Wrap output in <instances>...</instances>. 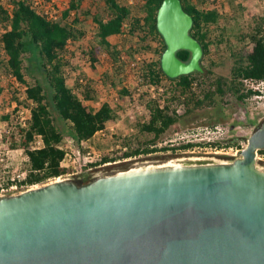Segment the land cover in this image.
<instances>
[{
    "label": "water",
    "instance_id": "obj_1",
    "mask_svg": "<svg viewBox=\"0 0 264 264\" xmlns=\"http://www.w3.org/2000/svg\"><path fill=\"white\" fill-rule=\"evenodd\" d=\"M193 22L181 0L159 8L170 78L204 71ZM262 150L264 119L231 162L186 160L0 195V264H264Z\"/></svg>",
    "mask_w": 264,
    "mask_h": 264
},
{
    "label": "trees",
    "instance_id": "obj_2",
    "mask_svg": "<svg viewBox=\"0 0 264 264\" xmlns=\"http://www.w3.org/2000/svg\"><path fill=\"white\" fill-rule=\"evenodd\" d=\"M34 1L0 0V80L3 74L15 78L26 87V99L34 104L28 126L19 129V139L14 136L10 143L12 149L22 148L29 156V174L22 184L26 189L72 171L60 167L64 152L57 146L66 136L79 142L89 141L122 115V108L114 111L106 102L95 108L97 93L93 81L83 79L85 84H81L82 78H78L76 87L70 84V75L78 72L73 62L75 49L89 57L94 72L95 64L101 63L103 57L116 75L136 61V54L152 53V61L138 62L137 68L145 81L164 87L165 103L161 105L159 99L147 102L149 116L138 123L135 143L132 137H125L122 142L125 150L104 157L100 164L189 149L193 144L160 145L172 128L199 111L229 109L230 105L238 109L254 94L245 91L244 79L264 80V18L253 19L252 27H239L229 37L227 24H222L218 11L207 10L208 0H181L184 10L193 17L191 35L203 48L204 71L173 79L164 73L161 64L166 44L157 28V14L164 0H134V6L128 0H103V11L98 7L84 10L86 0H61L67 1L68 7L57 19L39 14ZM89 26L94 30V42L83 49ZM125 35L137 39V48L131 53L124 45L110 40L112 36ZM233 37L241 46L231 44ZM177 56L188 62L191 53L179 51ZM28 57L35 60L43 80L26 82ZM227 59L229 73L217 74L216 70ZM103 81L117 90L121 99L129 93L124 87L119 89L121 80L113 81L109 73L103 75ZM4 92L0 84V97ZM11 97L19 100L18 92L12 90ZM232 98L237 100L235 104ZM177 105H184L183 116L177 114L174 108ZM0 118L9 122L11 116L2 114ZM35 136L43 138L44 148L31 149ZM259 154L264 155V150Z\"/></svg>",
    "mask_w": 264,
    "mask_h": 264
},
{
    "label": "built area",
    "instance_id": "obj_3",
    "mask_svg": "<svg viewBox=\"0 0 264 264\" xmlns=\"http://www.w3.org/2000/svg\"><path fill=\"white\" fill-rule=\"evenodd\" d=\"M128 2L134 6V0H128ZM224 0H208L206 7L207 10L215 9L218 11L220 16L224 19L227 17V11L222 8ZM56 0H35L33 3L34 8L41 15L49 16L50 18L57 19L61 12L68 7V4H63V8H57L55 6ZM74 16V13L71 14ZM142 56L135 55L136 61L130 65V69L126 70L127 80L123 82L122 87L128 90V94L121 99L118 91L113 90L110 85L104 83L103 80L99 81V84H94L95 91L101 94L100 100L96 102V106L101 103H108L114 111H118L120 108L123 109L122 115L119 120L111 123L106 129L98 132L93 139L89 141H77L71 136H66L64 140L58 144V148L64 152V158L61 161L60 167L63 169H70L71 172L61 175L60 177L50 179L51 180H65V179H79L84 180L88 175H93L92 178L101 176L102 172H106L113 165L120 161L107 162L98 165L95 163L102 161V154L94 150L92 147V141L96 136H106L107 134L114 135L115 127L119 126L125 121H129L131 126L122 135V142L125 137H132V141L135 143L134 136L138 131V123H143L149 116L147 109V102L150 99H159V103L163 105L165 98L162 97L164 87H158L145 79L139 73L137 68L138 62L147 61L150 62L154 58L152 53H142ZM89 58L88 56H86ZM143 58V59H142ZM78 73V72H77ZM75 73V75H77ZM74 74V73H72ZM133 82H131V80ZM81 84H85L83 79H80ZM245 91H253L254 94L249 100H257L262 102L264 107V80L244 79L243 80ZM120 89V88H119ZM110 93V94H109ZM109 94V99H108ZM103 96V97H102ZM231 101H237L232 98ZM130 106V108H128ZM34 104L28 100L26 105H13L11 109L7 108V113L11 112V119L9 122H4L0 127V140L4 135H11L12 128H8L10 125H14L15 128L24 129L28 126L29 121L32 118V109ZM179 116H182L185 112L184 105H177L174 107ZM241 108V112L245 113V109ZM7 128V129H6ZM244 128L241 124L233 126L229 123H220L208 126H198L184 130L176 134V137L170 140V144L166 143V146L175 147L185 144H193L189 149L182 151L186 154H205L204 157L197 159L213 160L217 162H231L239 158L242 151L247 147V139L241 136H235L234 131ZM3 141V140H2ZM1 141V142H2ZM45 144L41 136H35L31 142L30 147L32 150H39L44 148ZM0 144V163L5 160L13 159L16 161V165L13 170H4L0 172V195L5 194H18L25 191L26 186L22 185L28 177L29 169L24 168L25 165L29 164V156L26 151L22 148L10 149L3 148ZM125 150V148L123 147ZM16 157V160L14 159ZM133 158L124 159L125 162L132 161ZM183 161L181 159H172L162 165L169 164H180ZM13 165V164H12ZM134 168H129L126 171H130ZM100 170L101 173H95ZM124 171H118L114 174L121 173ZM54 181V182H55ZM37 187L33 185L28 187L26 190Z\"/></svg>",
    "mask_w": 264,
    "mask_h": 264
},
{
    "label": "rangeland",
    "instance_id": "obj_4",
    "mask_svg": "<svg viewBox=\"0 0 264 264\" xmlns=\"http://www.w3.org/2000/svg\"><path fill=\"white\" fill-rule=\"evenodd\" d=\"M65 3H67V1L56 0L55 6L57 8L58 7L63 8V4ZM95 7H98L100 11H103L104 8L103 0H86V2H84L82 6L84 10ZM222 8L227 11V17L224 19L222 18V24H227L226 35L229 37L230 35H232L230 33L237 32L239 27L245 29L248 27H252L253 19L264 18V0H224L222 4ZM89 28L90 29L88 31V36L82 42L83 49H86L90 44L94 42L93 40L94 30L90 26ZM231 40H232L231 44L233 46H238V47L241 46L239 42L236 40V38L233 37ZM111 41L113 44L124 45L130 53L131 50L137 48V39L127 35L114 37L111 39ZM153 46L155 47L156 45ZM71 49L73 50V48ZM215 52L216 50L214 49L213 53ZM138 55L142 56L141 54ZM225 61H226L225 64L216 70L217 74L227 75L229 73L230 61L228 59ZM73 62L78 71L77 75H75V73L70 75V84L73 87L77 86L76 82L78 81V78H82L84 80H90L93 81L94 84H99V81L103 80V75L105 73H109L113 81L118 82L119 79L121 80V83H118L119 85L118 87L121 88L123 82L127 80L126 70L130 69V65L132 64L130 63L125 68V71H123V73L116 75L113 73L111 69H109L108 65L103 61V57H101V63L95 64L97 71L94 72L91 69L90 59L85 56L82 50H78V49H75ZM26 66L28 68L27 76H26V82L28 84H33L37 79L43 80L41 74L37 69V64L33 58L31 57L27 58ZM133 80L134 79H132L131 82H133ZM0 84L5 88L4 94H2V96L0 97V116L2 114H10L11 116V112L7 113L6 110L7 108L11 109L13 105L28 104V100L26 99L25 96L26 87L20 84L15 78L7 74H3L1 75ZM12 90H16L18 92L19 100L12 99L11 97ZM109 94H108V99L110 98ZM100 97L101 94L97 93L96 102L100 100ZM96 102L94 103L95 108L97 107ZM232 103L235 104V101H232ZM240 107H243L245 109V113H242L243 111L241 112ZM128 108H130V106ZM234 109L235 108H233L232 105L229 106V109L227 108H220L219 110L207 109L204 111H199L185 118L180 124H178L169 131L167 137L164 140V143L160 145V147L166 146V143L170 144V140L174 139L177 133H180L184 130L196 128L198 126H208V125L210 126L220 123H229L233 126H237L234 125L235 124L234 122H238L239 124L242 123L244 128L240 130H235L233 134H235V136H241L242 138H248L255 130V128L259 125V123L264 119V107L262 106V102L257 100H249L243 103L242 105H240L238 109L235 110ZM4 122L6 121H2L0 118V126ZM110 125L112 124L110 123L108 126ZM130 126H131L130 122L125 121L124 123H121L119 126L115 127L116 132L114 135L107 134L104 137L100 135L96 136L94 141H92L91 143L92 147L98 153L100 152L102 154V159L106 156L112 155L114 152L118 150H124L121 139L124 132H126ZM8 128H12V133L9 136L4 135L3 136L4 138L2 139L3 141L0 140L2 150H4L3 148H7V147L12 149L10 147L12 137L15 136L17 137V139H19V133H18L19 129L15 128L14 125H10ZM0 130L4 132L2 127H0ZM204 156L206 155L198 154V153L192 155V154H186L182 151L157 152L149 156H140L137 158L135 157L132 159V161L129 162H125L124 159L118 160L120 162L113 165L112 168L117 172L126 171L129 168H140L149 165H154V166L162 165L172 159H177V158L181 159V161H186V160H198L197 158ZM14 159L16 160V157ZM199 160H203V159H199ZM100 163L101 162H98L97 164ZM258 164L260 169L264 171V155H260V154L258 155ZM15 165H16V161H14L12 158L9 160L7 159L3 163H0V172H3L4 170H13ZM24 168L29 169L27 165H25ZM101 172L102 171L98 170L95 173L99 174ZM102 174H104V172H102ZM102 174L100 175L102 176ZM87 177H91V179H93L92 178L93 175L87 174ZM54 181L55 180L47 181L44 184L37 185V187L47 185Z\"/></svg>",
    "mask_w": 264,
    "mask_h": 264
},
{
    "label": "flooded vegetation",
    "instance_id": "obj_5",
    "mask_svg": "<svg viewBox=\"0 0 264 264\" xmlns=\"http://www.w3.org/2000/svg\"><path fill=\"white\" fill-rule=\"evenodd\" d=\"M117 171L114 170L113 168H110L109 170H107L104 174L102 175H112L114 173H116ZM91 180V177H87L85 178V181H90Z\"/></svg>",
    "mask_w": 264,
    "mask_h": 264
},
{
    "label": "bare ground",
    "instance_id": "obj_6",
    "mask_svg": "<svg viewBox=\"0 0 264 264\" xmlns=\"http://www.w3.org/2000/svg\"><path fill=\"white\" fill-rule=\"evenodd\" d=\"M169 165H178V164H169ZM149 166H154V165H149ZM141 168V167H140ZM137 169H139V168H134V169H132V170H137ZM57 181H59V180H57Z\"/></svg>",
    "mask_w": 264,
    "mask_h": 264
},
{
    "label": "crops",
    "instance_id": "obj_7",
    "mask_svg": "<svg viewBox=\"0 0 264 264\" xmlns=\"http://www.w3.org/2000/svg\"><path fill=\"white\" fill-rule=\"evenodd\" d=\"M114 37H117V36H112L111 38H110V40L112 39V38H114ZM112 42V41H111Z\"/></svg>",
    "mask_w": 264,
    "mask_h": 264
}]
</instances>
